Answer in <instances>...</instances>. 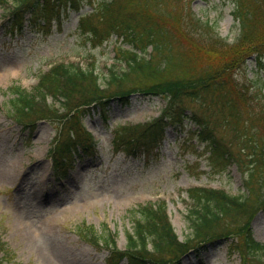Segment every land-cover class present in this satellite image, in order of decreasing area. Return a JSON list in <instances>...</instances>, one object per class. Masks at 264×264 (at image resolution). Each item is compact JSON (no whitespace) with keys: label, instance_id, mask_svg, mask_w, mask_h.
Wrapping results in <instances>:
<instances>
[{"label":"trees","instance_id":"trees-1","mask_svg":"<svg viewBox=\"0 0 264 264\" xmlns=\"http://www.w3.org/2000/svg\"><path fill=\"white\" fill-rule=\"evenodd\" d=\"M1 1L4 5L8 0ZM230 1L239 34L227 44L191 12L185 14L180 9L177 13L181 0H99L89 13L79 16L76 30L83 43L92 47L113 36L131 46L121 54L126 66L111 68L101 78L94 67L59 64L44 74L32 91L17 87L9 101V115L25 127L39 119L59 120L63 140L54 152L52 168L61 174L79 151L90 150L93 144L90 135L73 123V111L93 102L103 107L113 98L125 102L137 90L162 94L168 103L152 121L117 132L114 142L123 145L124 153H151L171 126L186 131L204 146L208 165L216 174L232 165L242 174L245 192L241 195L207 188L188 190L190 204L184 219L190 233L183 241L171 225L164 202L134 208L131 211L138 216L133 231L126 234V248L112 250L107 264L122 259L128 264H179L178 258L187 250L199 252L218 241L228 243V253L237 254L240 264L263 263L264 244L254 239L249 222L264 208V107L255 110L247 104L233 72L242 67L250 52L256 53V64L264 65V0ZM15 2L18 7L12 13V24L19 30L25 13L28 25L48 32L63 12L79 11V0ZM173 69L179 73L173 75ZM49 98L59 103L61 113L47 103ZM254 99L259 103L256 95ZM187 101H201L200 115L194 111L187 114ZM185 120L192 121L196 130H187ZM221 126L228 128V139L222 136ZM252 200L256 205H250ZM107 241L106 245H113L112 239L110 244ZM2 245L0 242V251Z\"/></svg>","mask_w":264,"mask_h":264},{"label":"rangeland","instance_id":"rangeland-1","mask_svg":"<svg viewBox=\"0 0 264 264\" xmlns=\"http://www.w3.org/2000/svg\"><path fill=\"white\" fill-rule=\"evenodd\" d=\"M97 1L79 0V12H63L61 22L53 20L47 33L27 24L28 13L21 31H9L10 26L2 22L5 17H0V239L9 251L0 252L2 264H106L110 247L104 246V240L110 244L112 239L115 249H125L126 234L138 216L131 209L138 203L165 200L172 226L179 240H184L190 233L184 219L188 188H218L231 195L244 192L238 169L233 165L215 174L205 159L204 146L186 131L166 127L164 140L148 155L115 151L116 132L149 122L164 108L162 97L138 90L126 102L111 100L104 115L94 107L76 113L78 125L94 140V151L74 157L57 180L51 172L50 150L59 135L58 121L38 120L32 127H23L9 116V101L17 87L31 91L54 62H76L85 68L95 65L101 77L110 68L123 66L121 53L129 46L121 40L112 37L95 48L83 43L76 31L78 15L89 12L90 4ZM232 8L230 0H181L175 11L191 12L231 44L239 34ZM255 57L250 52L233 77L247 104L260 110L264 107V65L256 64ZM177 73L173 69L172 74ZM47 103L59 107L50 98ZM200 103L187 101L184 107L200 115ZM212 110L216 113L218 108ZM184 124L187 130H196L190 120ZM220 129L228 139V128ZM50 197V202L44 201ZM85 227L95 231L97 247L81 238L88 242ZM250 227L255 239L264 244V210L254 214ZM226 246L224 242L207 245L198 257L192 252L181 256L180 263L240 264L238 255H229Z\"/></svg>","mask_w":264,"mask_h":264},{"label":"bare ground","instance_id":"bare-ground-1","mask_svg":"<svg viewBox=\"0 0 264 264\" xmlns=\"http://www.w3.org/2000/svg\"><path fill=\"white\" fill-rule=\"evenodd\" d=\"M51 199H52V197H50V199L49 200H44L45 202H50L51 201ZM40 249V248H39Z\"/></svg>","mask_w":264,"mask_h":264}]
</instances>
